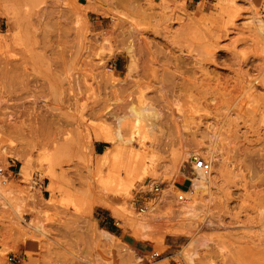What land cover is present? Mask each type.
<instances>
[{
  "label": "rangeland",
  "instance_id": "obj_1",
  "mask_svg": "<svg viewBox=\"0 0 264 264\" xmlns=\"http://www.w3.org/2000/svg\"><path fill=\"white\" fill-rule=\"evenodd\" d=\"M258 19L264 0H0V264H189L193 236L194 264H264ZM132 105L159 124L143 141ZM195 157L213 183L172 214Z\"/></svg>",
  "mask_w": 264,
  "mask_h": 264
},
{
  "label": "bare ground",
  "instance_id": "obj_2",
  "mask_svg": "<svg viewBox=\"0 0 264 264\" xmlns=\"http://www.w3.org/2000/svg\"><path fill=\"white\" fill-rule=\"evenodd\" d=\"M258 24H259V28L260 29H262V28H264L263 27V21L261 20V19H258ZM261 32H263L264 31V29H262V30H260ZM131 109H130V111L129 112H131V114H130V117H132L131 115H133L134 116V119L133 118H131V119H133V120H131L132 122L134 121V126L133 125H131V126H133V133H140L141 131H146L147 130V132H142V133H145V134H141V136H143V137H140V139L141 138H143L141 141H143L144 140V137L146 136V134L150 131L151 132V130H153L154 128H157L158 127V125H157V122H156V118L153 116L154 115V113H151V107L150 106H148V105H144V106H142L141 108H135V107H133V105L130 107ZM153 111V110H152ZM160 112V111H159ZM157 113V112H156ZM161 113V112H160ZM160 113H158V114H160ZM157 114V115H158ZM160 117H161V114L159 115ZM125 117V116H124ZM156 117H158V116H156ZM162 119V118H161ZM174 119V118H173ZM177 120V119H176ZM159 121H160V119H159ZM162 121V120H161ZM160 121V122H161ZM165 121V120H164ZM123 122V121H122ZM131 123V122H130ZM163 123V122H162ZM118 125H119V127H118V130H117V137L119 138V139H122V141H131L132 140V138L130 137L131 135H129L128 137H127V134H128V131H127V133H126V135H122V133H121V126L123 125L122 123H121V120H119L118 121ZM117 125V126H118ZM126 125H127V123H126ZM164 125V124H163ZM125 126V125H124ZM123 127V126H122ZM132 129H131V131H132ZM125 130V129H124ZM149 130V131H148ZM116 131V130H115ZM125 134V133H124ZM111 135H113V134H110V136H104L103 138H104V140L105 141H107V142H109V143H111L112 142V140H113V138L111 137ZM124 136H126V137H124ZM140 136V135H139ZM102 137V136H101ZM115 137V136H114ZM116 137V138H117ZM102 138V139H103ZM116 138H115V140H116ZM145 139H147V138H145ZM134 140V139H133ZM138 140V139H137ZM136 140V142H138ZM114 141V140H113ZM119 141V140H118ZM140 141V142H141ZM122 143V142H121ZM142 143V142H141ZM119 144V143H118ZM138 144H140V143H138ZM116 145V144H115ZM140 145H142V144H140ZM145 145V144H144ZM124 146V145H123ZM122 146V147H123ZM119 147V146H118ZM124 147H126V146H124ZM131 147V146H130ZM143 147V146H142ZM145 147V146H144ZM143 147V148H144ZM148 147V146H147ZM119 149V148H118ZM121 149H123V148H121ZM125 149V148H124ZM123 149V150H124ZM132 149H133V147H132ZM138 149V148H137ZM135 150V149H134ZM142 150V149H141ZM139 151V150H138ZM1 152H2V150H1ZM121 152H122V150H121ZM145 151H143V153H144ZM130 153H132V152H130ZM135 154H136V151L134 152ZM138 153H140V152H138ZM146 153H149L148 151H146ZM146 153L145 154H143V156H145L146 155ZM116 154H117V148H116V146L115 147H111L110 149H107L106 151H105V154H104V156H105V158L108 160V159H112L113 157H115L116 156ZM123 155H124V157H125V153H122ZM150 154H153V153H150ZM149 154V155H150ZM121 155V154H120ZM129 155H131V154H129ZM134 156V158L133 159H136L135 158V156L136 155H133ZM138 156V155H137ZM143 156H138V157H140V158H142ZM148 156V155H147ZM14 157L16 158V159H20V157H18V156H16V155H14ZM117 157H119L120 158V156H117ZM121 157H122V155H121ZM131 157V156H130ZM130 157H128V160H130L131 161V159H132V157L130 158ZM152 158H153V156H152ZM151 158V159H152ZM122 159H124L123 157H122ZM142 159H146L145 157L144 158H142ZM150 159V160H151ZM137 160V159H136ZM148 160V159H147ZM125 161H127V160H125ZM135 161V160H134ZM146 161V160H145ZM152 161H154V160H152ZM221 161L222 160H219L218 162L219 163H221ZM140 162H142V161H140ZM127 163V162H126ZM131 163H134V162H131ZM149 163V162H148ZM151 163H153V162H151ZM128 164H129V162H128ZM127 164V165H128ZM135 164H137L136 162H135ZM127 165H125L124 166V168H126V166ZM131 165H133V164H131ZM131 165H128L127 166V168H129ZM142 165H144L145 166V163L144 164H142ZM144 166H143V169H144ZM194 166V165H193ZM223 166H225V165H223ZM223 166H221V168H223ZM135 167V166H134ZM104 168V167H103ZM137 168V167H136ZM138 169V168H137ZM152 165L149 163V164H147L146 165V167H145V171H147V173L151 176L152 175ZM197 169V168H196ZM211 169V168H210ZM126 170L128 171V172H126ZM125 170V172H126V175L128 176V174L127 173H130V174H134L133 173V171H132V173L131 172H129L130 170H128V169H126ZM198 170V175H197V177H195V178H193V180H192V183H191V185H190V188H189V190L188 191H186V194H187V196L190 198V200L189 201H187L186 202V204H184L183 206H181L180 207V209H174V210H172L171 211V213L172 214H177L178 216H180L179 214H184V213H189V214H191L192 216H197L198 215V213H200L199 212V202H198V199H197V196H198V194H199V192L201 191V190H204V189H207V188H209L210 186H211V184L213 183V179H214V174H212L211 172H207V173H204L203 171H201L200 169H197ZM101 171V170H100ZM100 171H98L97 170V172H98V174H99V172ZM211 171V170H210ZM222 171V170H221ZM135 172V171H134ZM137 173V172H136ZM135 173V174H136ZM141 173V172H140ZM154 173V172H153ZM99 175H101V174H99ZM98 175V176H99ZM105 175V174H104ZM126 176V177H127ZM135 176V175H134ZM138 176V175H137ZM100 177H106V176H100ZM130 177V176H129ZM129 177H127L128 178V180L130 179ZM139 177V176H138ZM145 177V176H144ZM135 178V177H134ZM131 179H133V178H131ZM130 179V180H131ZM99 180V179H98ZM127 180V181H128ZM129 180V181H130ZM2 181V180H1ZM100 181H102V180H100ZM99 181V182H100ZM132 181V180H131ZM124 183L126 182V181H123ZM103 183V185H104V183L105 182H102ZM126 184V183H125ZM127 184H129V183H127ZM131 184H132V182H131ZM108 185H110V183L108 182ZM123 185V184H122ZM105 187V186H104ZM108 187H110V186H107V187H105V188H108ZM126 187H127V185H126ZM126 187H125V189H126ZM124 188V187H123ZM116 204H118V202L116 201V199L115 198H112L110 201H108L107 203H106V206H108V207H114ZM188 215V214H187ZM209 219V218H208ZM208 219H206V220H208ZM209 221H210V219H209ZM191 222V221H190ZM211 222H214V221H211ZM201 223H202V220H201ZM213 225V224H212ZM217 226H219V225H217ZM40 229V228H39ZM104 232V234L107 236V238H108V236H112L113 235V233H111V232H108V231H106V230H104L103 231ZM190 232V231H189ZM172 233H177V232H174V231H172ZM196 233V232H195ZM212 235V234H211ZM187 236V235H186ZM188 237V236H187ZM200 237V236H199ZM199 237L197 238V237H195V236H193V237H191L190 238V240L189 241H187V243L186 244H184V246H183V251H184V254H185V252L187 253V254H189L188 256L187 255H184V256H186L188 259H189V264H194V262H193V260H192V256H190L191 255V253H189V251H190V249H192V248H194L195 249V245L199 242ZM110 238V237H109ZM112 238V237H111ZM204 242V241H203ZM203 245H206V243H203ZM201 246H202V243H201ZM204 247V246H203ZM133 251V250H132ZM196 255V253L193 255V257ZM209 255V254H208ZM207 255V256H208ZM218 255H219V263L218 264H249L250 262L249 261H246V260H244V259H242V258H240V257H238L237 255H235V253L232 251V250H230L228 247H226V246H223V245H221V246H219V249H218ZM138 258V257H137ZM210 259V258H209ZM136 263V262H135ZM158 264H166L165 262H163V263H158Z\"/></svg>",
  "mask_w": 264,
  "mask_h": 264
},
{
  "label": "built area",
  "instance_id": "obj_3",
  "mask_svg": "<svg viewBox=\"0 0 264 264\" xmlns=\"http://www.w3.org/2000/svg\"><path fill=\"white\" fill-rule=\"evenodd\" d=\"M194 167L197 169H200L201 171H203L204 173L209 172L210 168H211V164L210 162H208L207 160H205L204 158L201 157H195L194 158ZM2 170V168H0V171ZM147 185L149 186V190L151 191H157L159 185L156 182H148ZM176 199L179 202H183L186 199V196L184 195V190L181 191V193L177 194ZM141 211H144L143 208H141ZM159 253L158 252H154L152 254V256H158Z\"/></svg>",
  "mask_w": 264,
  "mask_h": 264
},
{
  "label": "crops",
  "instance_id": "obj_4",
  "mask_svg": "<svg viewBox=\"0 0 264 264\" xmlns=\"http://www.w3.org/2000/svg\"><path fill=\"white\" fill-rule=\"evenodd\" d=\"M101 204V203H100ZM101 205H103V204H101ZM105 208H107L109 211H111L108 207H106L105 205H103ZM106 231H108V232H111V231H109V230H106ZM111 233H113V232H111ZM114 234V233H113Z\"/></svg>",
  "mask_w": 264,
  "mask_h": 264
}]
</instances>
